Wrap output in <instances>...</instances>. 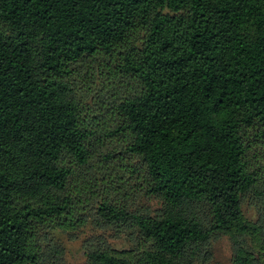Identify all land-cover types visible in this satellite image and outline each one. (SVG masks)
<instances>
[{
  "label": "trees",
  "instance_id": "trees-1",
  "mask_svg": "<svg viewBox=\"0 0 264 264\" xmlns=\"http://www.w3.org/2000/svg\"><path fill=\"white\" fill-rule=\"evenodd\" d=\"M89 219L132 246L87 264H264V0H0V264Z\"/></svg>",
  "mask_w": 264,
  "mask_h": 264
},
{
  "label": "rangeland",
  "instance_id": "rangeland-1",
  "mask_svg": "<svg viewBox=\"0 0 264 264\" xmlns=\"http://www.w3.org/2000/svg\"><path fill=\"white\" fill-rule=\"evenodd\" d=\"M116 172L118 176H121L118 169ZM146 203L152 211L160 206L157 200L153 199ZM259 205L260 201L256 196L244 201L243 208L248 218L256 219L258 217ZM51 233L52 243L62 250L63 260L66 264H87L86 249L90 246H97L102 240H106L115 250H125L132 246L127 234H120L116 237L117 232L115 230L99 227L91 219L75 232L65 233L54 230ZM233 256L232 240L228 236L221 235L211 242L209 249H201L197 252L191 264H234Z\"/></svg>",
  "mask_w": 264,
  "mask_h": 264
}]
</instances>
